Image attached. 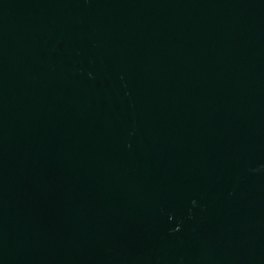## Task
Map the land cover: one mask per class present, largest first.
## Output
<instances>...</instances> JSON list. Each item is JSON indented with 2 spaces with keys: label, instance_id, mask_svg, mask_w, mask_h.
<instances>
[{
  "label": "water",
  "instance_id": "95a60500",
  "mask_svg": "<svg viewBox=\"0 0 264 264\" xmlns=\"http://www.w3.org/2000/svg\"><path fill=\"white\" fill-rule=\"evenodd\" d=\"M0 264H264V0H0Z\"/></svg>",
  "mask_w": 264,
  "mask_h": 264
}]
</instances>
